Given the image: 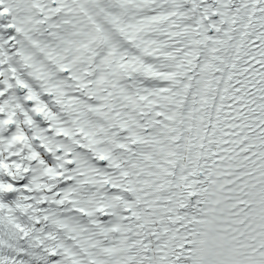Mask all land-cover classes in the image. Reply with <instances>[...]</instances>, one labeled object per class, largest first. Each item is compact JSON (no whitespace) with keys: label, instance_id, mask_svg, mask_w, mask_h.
Segmentation results:
<instances>
[{"label":"snow or ice","instance_id":"snow-or-ice-1","mask_svg":"<svg viewBox=\"0 0 264 264\" xmlns=\"http://www.w3.org/2000/svg\"><path fill=\"white\" fill-rule=\"evenodd\" d=\"M0 264H264V0H0Z\"/></svg>","mask_w":264,"mask_h":264}]
</instances>
